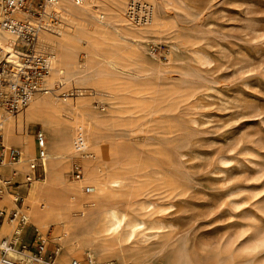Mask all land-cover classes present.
<instances>
[{
	"label": "rangeland",
	"instance_id": "obj_1",
	"mask_svg": "<svg viewBox=\"0 0 264 264\" xmlns=\"http://www.w3.org/2000/svg\"><path fill=\"white\" fill-rule=\"evenodd\" d=\"M157 3L176 27L141 41L153 66L122 80L146 88L152 109L135 108L127 90L90 96L100 112L101 100L113 105L115 126L98 134L135 162L144 183L139 214L164 228L143 241L144 264H264V0ZM75 52L80 63L87 59L85 47ZM74 163L81 165L72 161L69 181ZM27 188L19 190L23 202ZM10 192L3 194L13 199L17 187ZM28 232L30 240L38 236L33 226ZM48 233L54 248L56 227Z\"/></svg>",
	"mask_w": 264,
	"mask_h": 264
},
{
	"label": "bare ground",
	"instance_id": "obj_2",
	"mask_svg": "<svg viewBox=\"0 0 264 264\" xmlns=\"http://www.w3.org/2000/svg\"><path fill=\"white\" fill-rule=\"evenodd\" d=\"M157 1L58 0L47 5L39 18L22 11L13 14L15 20L35 29L32 57L45 56L49 73L16 113L0 112L6 156L0 163V183L3 176L14 178V183L24 184L30 179L19 208L39 236L48 240L50 227H56V238L52 240L58 249L57 264H81L82 255L92 252L93 264H115L113 257L122 264H144L148 252L143 241L162 236L164 228L147 221L139 214L143 206H136L144 183L135 162L119 158L120 153L107 137L98 134L102 128L115 126V111L110 108L113 105L109 107L106 99H100L105 108L100 112L90 98L127 90L134 97L135 108L152 109L155 97L146 88L122 80L125 76L139 77L148 69L144 67L147 64L153 66L141 41L150 40L172 25L160 16ZM131 9L143 16L131 19ZM4 17L0 7V22ZM81 46L87 51L83 63L75 52ZM3 58L16 69L23 66L22 58L30 57L21 49L18 34L1 27L0 60ZM0 89L10 92L8 87ZM35 124L45 134L43 148L34 137ZM10 149L21 153L20 161L7 163ZM39 157L44 159V177L34 178L31 164ZM74 160L80 161L84 176L69 181L66 177ZM2 196L0 209L10 212L18 207L7 194ZM117 205L127 207L122 210ZM19 230L17 222L6 221L0 238L10 240Z\"/></svg>",
	"mask_w": 264,
	"mask_h": 264
},
{
	"label": "built area",
	"instance_id": "obj_3",
	"mask_svg": "<svg viewBox=\"0 0 264 264\" xmlns=\"http://www.w3.org/2000/svg\"><path fill=\"white\" fill-rule=\"evenodd\" d=\"M83 0H77L81 2ZM58 0H0L5 17L0 22V28L4 27L18 34L21 49L30 58H22L23 66L14 69L7 59L0 60V87H8L10 92L0 89V112L16 113L19 108L25 105L42 85L45 76L49 73V63L45 56H33V47L36 43L35 29L24 21H17L13 14L22 11L24 14L39 18L43 15L46 6L56 4ZM1 129V128H0ZM35 138L40 148L44 147L46 140L42 128L35 131ZM3 136L0 132V163H4ZM7 163L20 161L21 153L16 149L8 151ZM44 159L39 157L36 162L31 164L33 173L31 177H44ZM83 168L80 164L74 163L72 166L71 177L76 180L83 178ZM0 183V193L17 187L18 193L14 201L18 207H14L8 214L0 209V230L6 221L17 222L20 228L19 233L12 239L0 238V264H57L58 249L51 248L47 238L42 236L30 240L28 219L19 208L23 204V196L19 194L23 183H11L7 176L2 177ZM28 182L24 184H28ZM93 255H86L87 264H93ZM71 264H80L73 261Z\"/></svg>",
	"mask_w": 264,
	"mask_h": 264
},
{
	"label": "crops",
	"instance_id": "obj_4",
	"mask_svg": "<svg viewBox=\"0 0 264 264\" xmlns=\"http://www.w3.org/2000/svg\"><path fill=\"white\" fill-rule=\"evenodd\" d=\"M11 190L7 191L9 193V195H13L12 192H10ZM3 193L0 194V198H2ZM14 199V198H13Z\"/></svg>",
	"mask_w": 264,
	"mask_h": 264
}]
</instances>
